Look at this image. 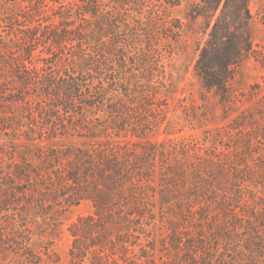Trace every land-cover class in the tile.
Listing matches in <instances>:
<instances>
[{
  "label": "trees",
  "instance_id": "1",
  "mask_svg": "<svg viewBox=\"0 0 264 264\" xmlns=\"http://www.w3.org/2000/svg\"><path fill=\"white\" fill-rule=\"evenodd\" d=\"M22 1V20L0 16V264H45L46 230L83 200L93 211L68 226L70 264H152L156 221L168 231L160 252L182 264H264V212L235 210L248 192L240 170L129 139L162 122L166 72L151 40L180 36L165 10L178 3ZM249 1L198 0L187 15L206 36L195 74L223 100L252 52Z\"/></svg>",
  "mask_w": 264,
  "mask_h": 264
},
{
  "label": "rangeland",
  "instance_id": "2",
  "mask_svg": "<svg viewBox=\"0 0 264 264\" xmlns=\"http://www.w3.org/2000/svg\"><path fill=\"white\" fill-rule=\"evenodd\" d=\"M69 1L73 7L79 4V0ZM170 1L178 5L166 6V14L172 21L181 23L182 33L176 40L160 35L151 40L163 54L166 72L164 104L159 112L162 122L147 139H129L138 144L164 141L168 145L173 142L178 147H192L194 151L188 155L201 160L214 157L240 170L238 175L245 177L241 185L248 192L239 204L240 208L235 210L238 215L239 211L252 208L264 212V0L249 1L252 52L245 54L235 69L226 100L214 91L203 89L194 71L199 49L206 39L202 34L203 21L199 19L193 23L187 16L198 0ZM161 3L164 5V0ZM27 6L28 3L22 0H0V16L22 20L20 16L31 13ZM33 62L41 66L35 60ZM61 209L57 227L47 229L44 234V240L50 242V259L45 264H70L68 226L93 211L87 200L74 205L64 204ZM178 224L181 225L178 226L180 232L190 226L181 221ZM166 228V224L155 222L152 239H155L157 249L151 256L152 264H182L173 254L167 256L158 248L159 238L168 234Z\"/></svg>",
  "mask_w": 264,
  "mask_h": 264
}]
</instances>
